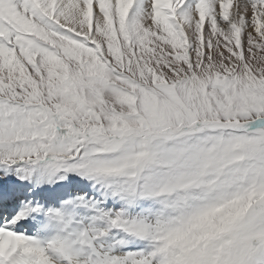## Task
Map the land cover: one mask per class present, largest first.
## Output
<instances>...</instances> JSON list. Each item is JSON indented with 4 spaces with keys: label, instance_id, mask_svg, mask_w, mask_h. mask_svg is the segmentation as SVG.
<instances>
[{
    "label": "snow or ice",
    "instance_id": "obj_1",
    "mask_svg": "<svg viewBox=\"0 0 264 264\" xmlns=\"http://www.w3.org/2000/svg\"><path fill=\"white\" fill-rule=\"evenodd\" d=\"M0 264H264V0H0Z\"/></svg>",
    "mask_w": 264,
    "mask_h": 264
}]
</instances>
